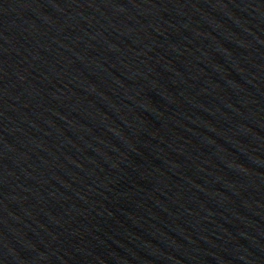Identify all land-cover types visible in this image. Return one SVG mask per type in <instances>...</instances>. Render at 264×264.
<instances>
[{
  "label": "water",
  "instance_id": "95a60500",
  "mask_svg": "<svg viewBox=\"0 0 264 264\" xmlns=\"http://www.w3.org/2000/svg\"><path fill=\"white\" fill-rule=\"evenodd\" d=\"M0 264H264V0H0Z\"/></svg>",
  "mask_w": 264,
  "mask_h": 264
}]
</instances>
